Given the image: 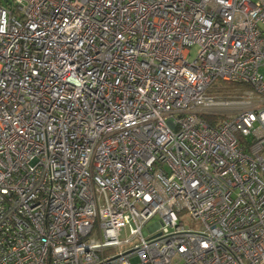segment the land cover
<instances>
[{"label": "built area", "instance_id": "obj_1", "mask_svg": "<svg viewBox=\"0 0 264 264\" xmlns=\"http://www.w3.org/2000/svg\"><path fill=\"white\" fill-rule=\"evenodd\" d=\"M0 264H264V0H0Z\"/></svg>", "mask_w": 264, "mask_h": 264}, {"label": "rangeland", "instance_id": "obj_2", "mask_svg": "<svg viewBox=\"0 0 264 264\" xmlns=\"http://www.w3.org/2000/svg\"><path fill=\"white\" fill-rule=\"evenodd\" d=\"M195 49L196 48H192L191 50L192 56H194ZM215 83L217 85L215 88L210 89V93L215 95L220 100H231V99L244 97V93L247 90L246 86L236 85L231 82H221L216 80ZM234 111H236L235 108L221 107L217 109H207L206 113H214V115H209V116H211L214 119V121L217 122L220 121L222 118H224L226 115L233 113ZM183 220L188 228L196 229L198 226L196 223L189 221L185 217H183Z\"/></svg>", "mask_w": 264, "mask_h": 264}, {"label": "trees", "instance_id": "obj_3", "mask_svg": "<svg viewBox=\"0 0 264 264\" xmlns=\"http://www.w3.org/2000/svg\"><path fill=\"white\" fill-rule=\"evenodd\" d=\"M217 85V84H216ZM216 87V86H215ZM214 87V88H215ZM203 118H205L207 121H208V123L209 124H211V125H214V123H216L215 121H214V119L211 117V116H209V115H203Z\"/></svg>", "mask_w": 264, "mask_h": 264}]
</instances>
